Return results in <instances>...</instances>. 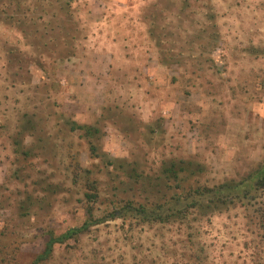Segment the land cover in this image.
<instances>
[{
	"label": "rangeland",
	"instance_id": "obj_1",
	"mask_svg": "<svg viewBox=\"0 0 264 264\" xmlns=\"http://www.w3.org/2000/svg\"><path fill=\"white\" fill-rule=\"evenodd\" d=\"M179 161L199 170L189 185L208 187L263 163L264 0H0V231L11 264H30L46 231L79 227L91 204L101 216L171 200L177 183L162 171ZM263 219L264 191L252 207L184 221L128 215L45 264H264Z\"/></svg>",
	"mask_w": 264,
	"mask_h": 264
},
{
	"label": "trees",
	"instance_id": "obj_2",
	"mask_svg": "<svg viewBox=\"0 0 264 264\" xmlns=\"http://www.w3.org/2000/svg\"><path fill=\"white\" fill-rule=\"evenodd\" d=\"M70 132H81L87 139H96L97 129L93 126L76 124L71 122ZM94 155H98L94 146L91 148ZM112 166L113 163H109ZM190 163L184 161L171 162L163 168L162 175L169 181L176 182L178 194L171 200L162 204L152 202L140 204L137 208H132V203L120 209L107 212L101 216H96L92 204L87 208L86 219L79 227L67 229L63 233L56 234L53 231H46L45 241L41 251L36 254L30 264H45L48 262L57 246L69 247L68 243L74 244L80 241L93 227L104 224L117 218H126L132 215L142 222L171 223L174 221H184L191 213H198L203 216L228 210L231 207H252L255 205L257 194L264 191V161L257 168L247 174L239 181L223 182L218 185L199 186L189 185V179L199 174V170H193ZM92 189L95 184H92ZM86 200L93 203L97 199V193L86 194ZM31 198L21 202L18 207V216L21 219L31 216ZM258 227L262 229V245L264 246V219L260 221ZM11 234L0 231V264H11L14 257L4 244Z\"/></svg>",
	"mask_w": 264,
	"mask_h": 264
}]
</instances>
